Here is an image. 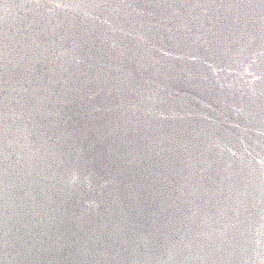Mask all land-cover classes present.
<instances>
[{
    "label": "water",
    "instance_id": "95a60500",
    "mask_svg": "<svg viewBox=\"0 0 264 264\" xmlns=\"http://www.w3.org/2000/svg\"><path fill=\"white\" fill-rule=\"evenodd\" d=\"M0 264H264V0H0Z\"/></svg>",
    "mask_w": 264,
    "mask_h": 264
}]
</instances>
